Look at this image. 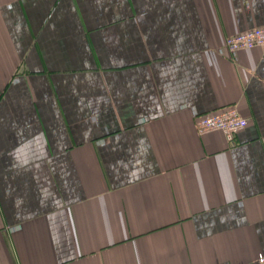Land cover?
Here are the masks:
<instances>
[{
  "label": "crops",
  "instance_id": "0c3cea01",
  "mask_svg": "<svg viewBox=\"0 0 264 264\" xmlns=\"http://www.w3.org/2000/svg\"><path fill=\"white\" fill-rule=\"evenodd\" d=\"M264 0H0V264H256ZM234 108L232 142L196 114Z\"/></svg>",
  "mask_w": 264,
  "mask_h": 264
},
{
  "label": "built area",
  "instance_id": "2783aa9c",
  "mask_svg": "<svg viewBox=\"0 0 264 264\" xmlns=\"http://www.w3.org/2000/svg\"><path fill=\"white\" fill-rule=\"evenodd\" d=\"M224 46L230 53L261 48L264 56V26L248 29L224 39ZM247 125V121L234 108H225L210 114H196L194 127L198 134L220 132L228 142ZM256 264H264V254H258Z\"/></svg>",
  "mask_w": 264,
  "mask_h": 264
}]
</instances>
